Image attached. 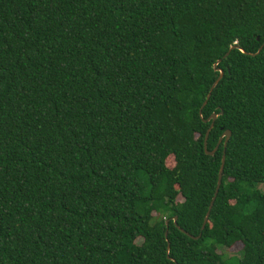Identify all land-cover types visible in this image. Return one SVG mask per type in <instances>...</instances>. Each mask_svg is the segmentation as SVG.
I'll use <instances>...</instances> for the list:
<instances>
[{"label":"trees","instance_id":"trees-1","mask_svg":"<svg viewBox=\"0 0 264 264\" xmlns=\"http://www.w3.org/2000/svg\"><path fill=\"white\" fill-rule=\"evenodd\" d=\"M260 184L264 0H0V264H264Z\"/></svg>","mask_w":264,"mask_h":264},{"label":"water","instance_id":"water-1","mask_svg":"<svg viewBox=\"0 0 264 264\" xmlns=\"http://www.w3.org/2000/svg\"><path fill=\"white\" fill-rule=\"evenodd\" d=\"M236 48H239V47H238V46H233V47H231V48L229 49V51L224 55V58H225L226 56L229 55V53H230V51H231L232 49H236ZM261 49H262V46H261V48H259V50H258L257 53H259ZM239 50H240L241 52H244V51H243L242 49H240V48H239ZM219 62H220V60H219L217 63L214 64V70L217 71V72H219V76L216 78V80L214 81V83H213L212 86L210 87L209 92H208V94H207V96H206V99H205V101L203 102V104H202V106H201V109H200V111H199V116H200V118H202V109L204 108V106L206 105L208 99L210 98V96H211V92L213 91V89L216 87V85H217L218 82L222 79V77H223V75H224L223 70L220 69V68H217V64H218ZM220 114H223V112L221 111ZM217 117H218L217 114H212L209 118H207L206 120H204V122H209V121H211V124H210L208 130L206 131L205 138H204V151H205V153H206L207 155H210V156H213V155L215 154L216 150L218 149V145L221 143V141H222L223 138H224L223 146H224V148H225L226 145H227V142H228V140H229V137H230V135H231L230 131L225 132V133L220 137L219 142H218L217 146L214 148V150H212V151H208V150H207V139H208V135H209V132H210V130L212 129V127H213V123L215 122V120L217 119ZM224 152H225V151H224ZM224 164H225V154H223V156H222V158H221V166H220V170H219V175H218V181H217L216 190H215L214 196H213V198H212V201L210 202V205H209V207H208V211H207L206 214H205V217H204V220H203V224H202V227H201L202 230L204 229V227H205V225H206V223H207V221H208V219H209L210 211H211V209H212V206H213L214 200H215V198H216V195H217V193H218L219 187H220V185H221V179H222V172H223ZM173 221H174V224L176 225V224H177V223H176V222H177V218L174 217ZM167 224H168V221H166V225H167ZM165 236H166V234H165ZM168 249H169V245L167 246V250H168Z\"/></svg>","mask_w":264,"mask_h":264},{"label":"rangeland","instance_id":"rangeland-1","mask_svg":"<svg viewBox=\"0 0 264 264\" xmlns=\"http://www.w3.org/2000/svg\"><path fill=\"white\" fill-rule=\"evenodd\" d=\"M167 165L169 167L173 166V159L171 157L167 160ZM257 188H259L261 191L264 192V184L257 185ZM181 200H182V198L179 196L178 202H180ZM240 248H241V246L239 244H236V245L232 246L229 250L219 249L218 250L219 253H223V254L225 253L224 254V256H225L224 264H233L234 258H230V256H238V254H239L238 252L240 251Z\"/></svg>","mask_w":264,"mask_h":264}]
</instances>
